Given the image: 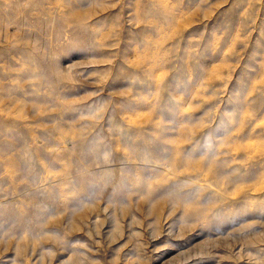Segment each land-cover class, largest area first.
<instances>
[{
    "label": "rangeland",
    "instance_id": "obj_1",
    "mask_svg": "<svg viewBox=\"0 0 264 264\" xmlns=\"http://www.w3.org/2000/svg\"><path fill=\"white\" fill-rule=\"evenodd\" d=\"M0 264H264V0H0Z\"/></svg>",
    "mask_w": 264,
    "mask_h": 264
}]
</instances>
